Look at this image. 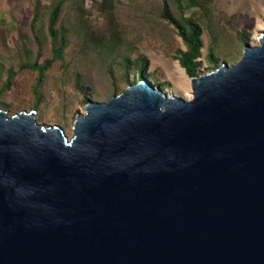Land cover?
Masks as SVG:
<instances>
[{
    "label": "water",
    "instance_id": "water-1",
    "mask_svg": "<svg viewBox=\"0 0 264 264\" xmlns=\"http://www.w3.org/2000/svg\"><path fill=\"white\" fill-rule=\"evenodd\" d=\"M191 98L147 78L68 139L0 107V264H264V32Z\"/></svg>",
    "mask_w": 264,
    "mask_h": 264
},
{
    "label": "rangeland",
    "instance_id": "rangeland-1",
    "mask_svg": "<svg viewBox=\"0 0 264 264\" xmlns=\"http://www.w3.org/2000/svg\"><path fill=\"white\" fill-rule=\"evenodd\" d=\"M56 1L0 0V86L14 72L0 107L7 116L34 110L38 123L59 126L68 139L89 101H106L142 78L191 98V76L175 58L186 45L162 17L164 3L177 21L189 17L201 27L197 74L239 60L243 40L255 45L264 32V0H182L181 7L174 0H65L56 25L67 38L63 59L51 62L36 88L37 71L21 65L52 57L47 22Z\"/></svg>",
    "mask_w": 264,
    "mask_h": 264
},
{
    "label": "trees",
    "instance_id": "trees-1",
    "mask_svg": "<svg viewBox=\"0 0 264 264\" xmlns=\"http://www.w3.org/2000/svg\"><path fill=\"white\" fill-rule=\"evenodd\" d=\"M64 1L65 0H57L53 4L47 22V31L52 43V48H51L52 57L50 59L45 60L42 64L33 62V63H25L21 65L22 67H26L31 70L37 71L38 77H37V83L35 85L36 88L37 86H39L42 77L44 75V72L50 67L51 62L54 59H60V60L63 59V53L66 47L67 38L63 30H60L56 25ZM181 1L182 0H174V2L178 7H181L182 5ZM37 15H38V6L37 4H35L33 6V20L37 18ZM161 15L163 18H165L175 26L184 44L186 45L185 50H181V49L178 50L177 54L175 55V58L178 59L181 67L184 68L185 72L189 76L198 75L197 71H198L199 62L197 58L199 57V51L201 48V40H200L201 27L199 26L198 23H196L189 17L183 18L182 22L177 21L172 16L166 3L163 4ZM208 55L211 56V53L209 52ZM13 74L14 72H9L4 85L0 86V97L3 90L9 86L10 79L13 76ZM1 104L2 101L0 98V105Z\"/></svg>",
    "mask_w": 264,
    "mask_h": 264
},
{
    "label": "bare ground",
    "instance_id": "bare-ground-1",
    "mask_svg": "<svg viewBox=\"0 0 264 264\" xmlns=\"http://www.w3.org/2000/svg\"><path fill=\"white\" fill-rule=\"evenodd\" d=\"M256 40H259V35H257Z\"/></svg>",
    "mask_w": 264,
    "mask_h": 264
}]
</instances>
